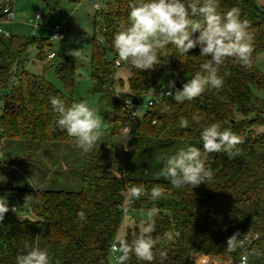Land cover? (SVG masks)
I'll use <instances>...</instances> for the list:
<instances>
[{
    "label": "trees",
    "instance_id": "trees-1",
    "mask_svg": "<svg viewBox=\"0 0 264 264\" xmlns=\"http://www.w3.org/2000/svg\"><path fill=\"white\" fill-rule=\"evenodd\" d=\"M130 3L131 0H107L106 8L96 10L101 16L96 27H100L102 41L96 32L90 77L93 91L106 97L111 107V125L104 128L105 141L85 154L81 188L67 191L8 185L4 181V162H0V202L7 201L9 205L0 222V264H16L26 242L47 248L52 264H147L131 252L126 260H112L114 240L121 237L130 244L143 226V220L135 218L120 233L128 201L130 213L147 212L152 207L158 210L151 234L156 241L152 264H192L197 254L229 256L232 264H239L246 256L247 264H264V132L260 131L264 126V101L254 92V88H264V73L256 64L257 57L264 53V7L256 0H219V11L237 8L241 18L248 21V31L253 36L250 63L244 65L228 57L219 66L221 75L227 73L220 89L205 90L183 103L163 95L159 102L147 107L141 119H136L115 94L116 81L120 88L124 86L123 79L117 78L118 71L124 70L128 76L129 90L121 89L122 97L139 105L144 97L162 87L167 75L176 78V88H182L201 71L200 65L208 58L199 55V48L181 55L174 45H169L167 55L152 69L139 71L122 61L117 67L118 56L111 42L128 23ZM105 45L111 58L106 56ZM32 46L38 50L36 58L44 61L51 42L35 36H0V93L4 92L0 141L31 156L37 145L75 142L66 130L58 129V114L49 101L54 96L68 103L75 101L78 66L74 55L63 56L55 65L65 92L43 75L26 69ZM164 105L169 108L167 112L161 111ZM182 119L188 120L187 126H181ZM216 121H227L224 127L241 140L232 156L203 152L201 128ZM126 125L132 127L128 140L122 135ZM116 136L121 138L119 142L113 141ZM187 145L201 149L213 179L193 188L176 189L162 175V160ZM133 186H142L145 193L159 186L164 195L152 201L147 195L134 199L130 193L127 201L126 194ZM23 211L34 217L21 218L19 212ZM81 211L83 219L78 215ZM249 232L259 234V238L249 247L239 246L227 253L230 236L239 233L242 237ZM160 251L166 252V258L160 257Z\"/></svg>",
    "mask_w": 264,
    "mask_h": 264
},
{
    "label": "clouds",
    "instance_id": "clouds-1",
    "mask_svg": "<svg viewBox=\"0 0 264 264\" xmlns=\"http://www.w3.org/2000/svg\"><path fill=\"white\" fill-rule=\"evenodd\" d=\"M218 3L219 0H131L128 23L114 35L112 47L119 61L139 71L160 64L161 58L167 55L165 50L169 45H174L181 55H188L190 50L199 48V55L208 58L200 65L201 71L183 83L182 88H176V81L169 80L165 86L168 90L163 93L177 103H183L200 96L205 90L220 89L227 73L221 75L219 66L228 57L248 65L253 36L248 31V21L241 18L239 9L221 12ZM72 54L75 57L79 55L74 51ZM49 102L58 114V129L66 130L67 135L75 139V147L82 154H89L98 143L105 141L104 122L87 101L82 99L68 103L66 99L54 96ZM168 110L167 105L161 108L162 112ZM194 119L198 122L200 118ZM226 123L216 121L201 128L203 152H226L232 156L233 149L241 140L230 128L224 127ZM180 124L187 126L188 120L182 119ZM130 132V127H126L122 135L128 140ZM162 164V175L176 189L193 188L213 179L211 168L205 167L201 149L191 145L164 157ZM130 193L134 199L147 195L150 200L157 201L163 197L164 190L153 186L150 192L145 193L142 186H133ZM8 211L7 201L0 202V222ZM78 215L81 219L85 216L83 211ZM157 215L155 207L147 210L146 219L141 221L140 235L130 244L124 238H117L112 251L121 254L118 259L126 260L131 252L138 260L152 264L156 241L151 234L155 230L154 218ZM239 246L240 234L235 233L227 239L226 251L232 253ZM159 255L162 259L166 258L165 251H160ZM16 264H52V261L47 248L26 242L22 253L16 257Z\"/></svg>",
    "mask_w": 264,
    "mask_h": 264
},
{
    "label": "rangeland",
    "instance_id": "rangeland-1",
    "mask_svg": "<svg viewBox=\"0 0 264 264\" xmlns=\"http://www.w3.org/2000/svg\"><path fill=\"white\" fill-rule=\"evenodd\" d=\"M107 0H97L98 7H94L96 0H60L59 6L55 7L56 0H13L15 4V15L13 21L9 23L8 28L13 35L17 36H35L47 38L51 42V46L46 49V56L50 52H54L56 57L52 60L39 61L36 58L38 50L32 46L28 49L29 62L26 69L37 74L43 75L54 86L66 92L63 83L58 79L55 72V65L65 55H73L77 52L78 66L76 73V81L74 87V102L85 100L89 105L96 109L100 114V118L104 122L103 127L108 128L111 125V107L107 98L102 94L93 91V83L90 77V55L92 53V39L97 32V37L102 41L99 33V26L96 22H101V16L96 10L106 8ZM1 3V0H0ZM259 3V2H258ZM264 7V4H259ZM95 8V9H94ZM36 13L43 14L39 27H35L34 20ZM33 21L30 22V20ZM61 25L65 31V38L60 41L52 40L53 28ZM97 29V30H96ZM106 56L111 58L112 54L105 45ZM257 67L264 73V53L257 57ZM117 78H122L124 82L123 88H120L116 81L118 91L127 92V74L124 70L118 71ZM169 80H176L175 77L167 75L163 85L155 89L151 94L144 97L137 110L138 118L141 119L147 109L148 102L151 99H160L162 93L168 89L165 87ZM15 80L11 81L8 89ZM256 95L264 101V88H254ZM0 93V113L4 106L3 95ZM264 132V126L260 128ZM120 137L113 138L114 142H119ZM5 145V144H4ZM85 154H82L75 147V142H55L37 145L35 154L31 156L23 150H17L14 145H6L3 148L4 162V181L8 185L19 187H42L52 189H64L67 191L78 190L81 188V174L83 172ZM127 201L130 198V192L126 194ZM18 211V210H17ZM20 217L34 216L30 212H19ZM135 218L146 219V212L135 211L128 212L122 224L121 232L127 224H132Z\"/></svg>",
    "mask_w": 264,
    "mask_h": 264
},
{
    "label": "built area",
    "instance_id": "built-area-1",
    "mask_svg": "<svg viewBox=\"0 0 264 264\" xmlns=\"http://www.w3.org/2000/svg\"><path fill=\"white\" fill-rule=\"evenodd\" d=\"M95 7H98L97 0H96V3H95ZM0 14L2 16L0 18V36H2V37H11L12 36V32L5 25L11 23L13 21L14 15H15L13 0H1V3H0ZM42 19H43V14L36 13L35 16H34V20L37 23H34V26L35 27H39L40 20H42ZM5 33H7V35H5ZM65 36H66L65 31L63 30L61 25H56L53 28L52 40L60 41V40H63L65 38ZM55 57H56V54L54 52H52V53L49 52L47 54V56H46V59L47 60H52ZM120 64H121V61H119V59H117L115 65L117 67H119ZM114 91H115L116 96L124 102L126 108L132 113L133 117L137 119L138 118L137 110H138V108L141 105L140 104L139 105H134L130 99L123 98L121 93H120V91H118L117 88H115ZM117 94H119V95H117ZM163 95H165V94L162 93V96ZM162 96H161V98H162ZM160 99H151L148 102L147 107L153 105L155 102H159ZM126 127H130V129L132 128L130 125H126L124 128H126ZM4 146H5L4 143L2 141H0V162L3 161V148H4ZM128 203H130V202L128 201L126 203V205L124 206L125 214H127L129 212V210H130V205ZM258 238H259V234H257V233H252V232L246 233L242 237H240V246L249 247ZM114 243H116V240H114L112 245ZM112 245H111L112 260H113L114 263H118L119 260H120V259H118L119 254H118V252H113L112 251ZM209 258L210 259L208 261H204L202 263H196L195 259L193 258L192 259V264H232L231 260H230V262L224 261L223 256L210 255ZM239 264H247V257L243 256L241 261L239 262Z\"/></svg>",
    "mask_w": 264,
    "mask_h": 264
},
{
    "label": "crops",
    "instance_id": "crops-1",
    "mask_svg": "<svg viewBox=\"0 0 264 264\" xmlns=\"http://www.w3.org/2000/svg\"><path fill=\"white\" fill-rule=\"evenodd\" d=\"M257 4H264V0H256ZM259 2V3H258ZM61 2H59L57 4V0L55 2V7L59 6ZM94 7H95V2H94ZM95 9V8H94ZM14 12H15V4H14ZM33 21V19L30 20V22ZM8 25L10 24H6L5 26L8 28ZM9 29V28H8ZM210 255H207V254H197V255H194L193 258L195 259V262L196 263H202L204 261H208L210 258H209ZM223 259L224 261L226 262H230V260L232 261V259L229 257V256H223Z\"/></svg>",
    "mask_w": 264,
    "mask_h": 264
}]
</instances>
